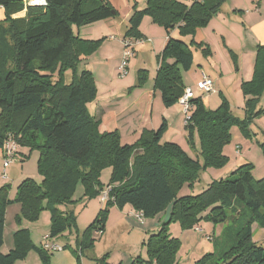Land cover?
I'll return each mask as SVG.
<instances>
[{
	"label": "trees",
	"instance_id": "16d2710c",
	"mask_svg": "<svg viewBox=\"0 0 264 264\" xmlns=\"http://www.w3.org/2000/svg\"><path fill=\"white\" fill-rule=\"evenodd\" d=\"M225 1L192 0L187 5L183 0H146L143 9L132 7L124 38L142 40L138 28L144 17L162 27L168 37L158 56L153 85L165 107L178 103L184 92L182 73L193 66L191 48L201 47L192 39L196 30L206 27ZM22 10L23 0H0V148L11 138L19 147L37 149L42 182L23 181L12 199L9 186L0 187V248L8 206L18 204L20 215L33 220L48 209V237L55 238L75 225L73 212L60 207L73 203L76 183L81 181L85 195L92 198L102 190L100 170L111 166L105 208L77 242L80 254L93 244V234L103 233L108 206L130 205L146 219L171 204L168 221L147 239V260L133 264H174L179 241L169 234L171 222L179 221L182 229L202 219L223 224L234 209L236 222L229 223L215 241L214 251L194 264H264V247L252 241L251 227L255 222L264 229V179H254L250 164L240 166L226 180L212 182L196 196H176L184 182L197 179L200 170L224 166L221 149L229 142L230 126L236 125L249 137V124L264 113L258 107L264 96V46L256 48L252 79L240 85L245 100L242 119L232 114L223 97L214 111L205 110L201 98L189 100L184 129L191 143L193 132H198L200 162L177 144L162 142L167 130L164 119L156 130H143L131 145L121 144L117 131L99 133V119L87 108L97 92L94 77L83 66L77 70L80 57L91 56L102 41L98 45L84 40L73 33L72 26L118 17L111 0H45V5L28 6L25 17L12 18ZM174 28L191 40L172 38L169 32ZM67 71L71 72L68 81ZM146 78L147 71L138 70L139 87ZM260 146L264 155V143ZM20 233H14L15 241L21 240ZM23 244V251L15 247L6 254L0 252V264H14L30 248L37 252L40 264H50L51 253L43 246H33L27 237ZM72 253L78 259L79 253ZM94 264L106 263L101 258Z\"/></svg>",
	"mask_w": 264,
	"mask_h": 264
},
{
	"label": "rangeland",
	"instance_id": "374dc122",
	"mask_svg": "<svg viewBox=\"0 0 264 264\" xmlns=\"http://www.w3.org/2000/svg\"><path fill=\"white\" fill-rule=\"evenodd\" d=\"M145 1L114 0V5H117L120 13L118 17H122L126 9H132L133 6L137 10L143 9ZM184 3L189 5L188 1H184ZM29 5V0H23V10L13 14L12 18L25 17L26 8ZM2 18L3 13L0 12V19ZM115 19L112 18L109 22L100 21L82 26H72V31L76 36L97 42L98 45L101 41L115 42L124 33V30L121 33L119 28L128 27L126 21L123 26L112 28ZM200 29H203L204 41L201 42V47L191 48L193 66L189 72L182 73L183 88L192 89V98H201L207 111L216 110L221 103V98H225L232 114L242 119L245 100L240 85L242 82L252 79L256 48L264 46V0H226L210 23ZM138 31L143 38L149 39L151 42L139 47L135 45L134 40L124 38V40L132 41V46L134 43L133 51L134 47L135 51L134 56L128 61L127 75L122 78L118 75L121 60L117 56L111 57L110 60L105 61V64L104 61H101L104 57L108 58L111 53L105 48L106 45L101 47L100 44L91 54L90 69L95 77L97 92L95 99L87 105L90 114L93 107L106 99L111 84L116 89L127 88L128 90L153 87L155 70L159 63V48L166 33L162 27L152 23L149 17H144ZM170 36L185 42L188 39L187 36H181L177 28L170 32ZM121 54L123 55V52ZM80 68H82L81 62L77 71ZM138 70L147 71L146 81L140 87L137 83ZM70 73L67 71V81L71 76ZM202 74L210 79L214 92L202 93L197 90L196 85L201 80ZM157 93L158 98L154 111L158 104L161 109L167 111L168 115V127L162 142L175 143L190 158L202 162L199 156L198 132L197 130L193 132V141L189 142L184 129L185 115L181 105L178 103L171 107H165L159 92ZM258 107L264 110V96L260 98ZM248 130L250 136L245 137L236 125L230 126L229 142L221 149V154L226 158L224 166L219 169L200 170L197 179L193 182H184L176 192V196L178 198L196 196L212 182L230 178L234 171L245 164L251 165V174L254 179H264V155L260 146L264 143V113L249 124ZM125 138L124 136L121 138L119 135L121 144L127 143V141L130 145L135 143L131 139L126 140ZM5 159V154L0 148V187L9 186L8 197L10 199L15 197L17 188L23 181L30 179L37 184L42 182V176L37 166L39 159L37 149L20 147L4 168ZM3 173H5V179L2 178ZM111 173V166L100 170L99 183L102 190L92 198L85 195L83 184L78 181L72 195L73 203L60 207L63 212H73L75 225L61 235L48 239L47 242L51 243L53 240L59 247L64 248V252L71 255L72 251L76 250L79 257L78 259L74 257V264H94L101 258H104L106 264H133L136 260L146 261L145 244L148 237L157 233L162 224L169 219L171 204L157 215L146 219L137 218L135 213L129 214L128 208L122 210L117 206H108L103 233L93 234V244L80 254L77 242L80 241L82 233L94 221L98 212L105 208L106 201L103 199V193L107 191V186L110 184ZM7 209L6 236L2 250L19 247L23 251V241L26 237L33 246L39 248L42 237L49 234L50 213L48 209H42L34 220L21 216L17 204H12ZM228 215L227 223L215 225L209 220L202 219L188 229H182L179 221L171 222L168 226L169 234L179 241L174 264H194L202 256L212 253L215 249V241L220 239L229 223L236 222L235 209L229 210ZM251 227L252 241L264 247V229L255 222ZM17 231L25 235L23 237L20 235L21 233L19 234L21 242L15 241L13 238ZM14 264H40V260L35 249L30 248L24 252L22 259L15 261Z\"/></svg>",
	"mask_w": 264,
	"mask_h": 264
},
{
	"label": "crops",
	"instance_id": "0c3cea01",
	"mask_svg": "<svg viewBox=\"0 0 264 264\" xmlns=\"http://www.w3.org/2000/svg\"><path fill=\"white\" fill-rule=\"evenodd\" d=\"M183 1H188L189 5L192 2V0H183ZM112 5L118 11V16H119L120 13H119L117 5L116 4L114 5V0H112ZM131 12H132V9H126V11L122 15V17H116L114 24L112 25V28L114 26H117V28L120 25L123 26L124 23L128 20ZM111 19L112 18L106 19L103 21L109 22ZM123 30L125 33V31L127 30V27H125V29H123L122 27L119 28V31L121 33L123 32ZM202 30L203 29H200V28L197 29L195 35L192 38L196 43H201L204 41ZM170 32H169V35H170ZM123 34H121V38H118L117 41H115V42L104 41L101 43V47H104V45H106L105 48H107L108 50L111 51V53H109L110 56L108 58L104 57L101 59V61H104L103 62L104 64H105V61L110 60L111 57H114V56H117L121 60V57H122L121 52H123L122 51L123 50L122 41L124 40ZM81 38H83V37H81ZM110 38H112V37H110ZM83 39H85V38H83ZM167 40H168V37L165 34V38L161 42V45L159 48V50H160L159 54L161 53V51L165 47ZM190 40H191V38L188 37V39L186 40L187 43ZM150 42L151 41L149 39H145V38H143L140 41H136V40L134 41L135 45L139 46V47L147 45ZM134 51H135V47H134ZM91 56H88V57L82 56L81 57L82 66L85 67L86 69H88V67H89L88 70L90 72L92 71V69H90V58H91ZM169 62H172V61L170 60ZM157 68H158V66H157ZM157 68H156V70H157ZM155 74H156V72H155ZM94 80H95V77H94ZM153 88H154V86L153 87H147V88L143 87V88L133 89V90H128L127 88H125V89L117 88L116 89L111 84L110 89L107 92L108 95L106 96V99L104 101H101L100 103H98L95 107H93V109L91 110V114H90L93 117L99 119V125H98L99 133H109V132L117 131L118 134L121 136V138L124 136V137H126L125 138L126 140L131 139L132 142H136L143 130H146V129L147 130H156L160 126L163 119L167 123L168 115L166 114V112H167L166 110L161 109V107H159V105L157 104L156 105V111H154L155 102L158 98L157 97L158 91L157 90L155 91V89H153ZM176 104H178V103H176ZM167 127H168V124H167ZM124 144H129V142L127 141V143H124ZM19 148L20 147H18L17 151L19 150ZM18 207L20 210L19 205H18ZM126 208H128L129 214H132V213L137 214V211H135L130 205H125L122 208V210H124ZM7 212H8V209H6V213H5L3 245H4V239L6 236L5 230H6V224H7V221H6ZM46 236H48V234H45L42 237V241L40 243V246L44 243L43 238ZM52 241H51V243L58 245L56 242H54V241L52 242ZM3 245L0 248V252L2 254H6L8 251L11 250V248H6L5 251H3L2 250ZM72 255L67 253V252H64V248H62L61 251H56V252L51 253L50 264H66L67 262H69L70 264H74L73 261H74L75 256H74V254H72ZM75 259H76V257H75Z\"/></svg>",
	"mask_w": 264,
	"mask_h": 264
},
{
	"label": "built area",
	"instance_id": "2783aa9c",
	"mask_svg": "<svg viewBox=\"0 0 264 264\" xmlns=\"http://www.w3.org/2000/svg\"><path fill=\"white\" fill-rule=\"evenodd\" d=\"M138 41H140V40H138ZM122 44H123V55H122V59H121V62L119 64V67H118V70H119L118 75L121 78L127 75L128 61L130 58H132L134 56V51H133L134 43L132 46V41L123 40ZM196 88L198 91H200L202 93L214 92L212 82L204 74H202L201 80L198 81ZM192 94H193L192 89L185 88L182 96L178 99V103L181 105V107L183 109V113L185 115L184 124L186 123V121L189 118V112L191 110V105L189 104V100L192 98ZM18 147L19 146L11 138H9L7 141H5L3 148H2V150L5 154V158H6L4 161V168L8 165L9 161L15 156V154L17 153ZM2 178L3 179L6 178L5 173H3ZM108 191H109V187L107 188V191H105L103 193L104 201L107 200ZM136 217L139 219H143L142 215L138 212H137ZM97 234H100V233H97ZM48 239H49L48 236L44 237L43 238L44 243L41 245V246H43V248L46 251H48L49 253H53V252L62 250V247H59L58 245L47 242Z\"/></svg>",
	"mask_w": 264,
	"mask_h": 264
},
{
	"label": "bare ground",
	"instance_id": "6f19581e",
	"mask_svg": "<svg viewBox=\"0 0 264 264\" xmlns=\"http://www.w3.org/2000/svg\"><path fill=\"white\" fill-rule=\"evenodd\" d=\"M30 4L32 5H39L43 3V0H29Z\"/></svg>",
	"mask_w": 264,
	"mask_h": 264
},
{
	"label": "water",
	"instance_id": "95a60500",
	"mask_svg": "<svg viewBox=\"0 0 264 264\" xmlns=\"http://www.w3.org/2000/svg\"><path fill=\"white\" fill-rule=\"evenodd\" d=\"M38 5V4H37ZM37 5H32L30 4L29 6H37ZM41 5H45V0H43V3L42 4H39L38 6H41Z\"/></svg>",
	"mask_w": 264,
	"mask_h": 264
}]
</instances>
